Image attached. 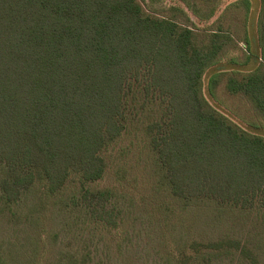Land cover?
Here are the masks:
<instances>
[{"label":"trees","instance_id":"obj_1","mask_svg":"<svg viewBox=\"0 0 264 264\" xmlns=\"http://www.w3.org/2000/svg\"><path fill=\"white\" fill-rule=\"evenodd\" d=\"M230 40L219 29L200 45L192 27L146 16L137 0H0V211L14 215L36 185L56 194L72 174L82 184L102 179L103 151L133 107L156 112L146 128L156 171L186 206L264 207V136L219 116L202 95ZM259 63L227 88L264 118ZM111 197L84 188L80 203L116 225Z\"/></svg>","mask_w":264,"mask_h":264},{"label":"rangeland","instance_id":"obj_2","mask_svg":"<svg viewBox=\"0 0 264 264\" xmlns=\"http://www.w3.org/2000/svg\"><path fill=\"white\" fill-rule=\"evenodd\" d=\"M137 2L146 16L192 27L200 45L219 29L231 36L204 77L202 95L219 116L264 136L253 103L227 88L230 78L243 79L264 62L262 0ZM133 110L126 130L103 151L102 179L82 184L72 174L56 194L36 185L14 215L0 211V264H264V207L204 200L186 206L156 171L146 132L156 112ZM84 188L111 193L116 225L89 215L80 203Z\"/></svg>","mask_w":264,"mask_h":264}]
</instances>
